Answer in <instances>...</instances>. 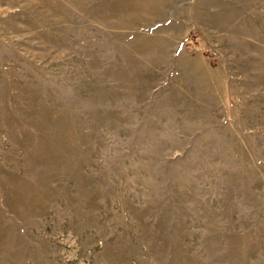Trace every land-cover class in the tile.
<instances>
[{"label": "rangeland", "instance_id": "rangeland-1", "mask_svg": "<svg viewBox=\"0 0 264 264\" xmlns=\"http://www.w3.org/2000/svg\"><path fill=\"white\" fill-rule=\"evenodd\" d=\"M0 264H264V0H0Z\"/></svg>", "mask_w": 264, "mask_h": 264}]
</instances>
